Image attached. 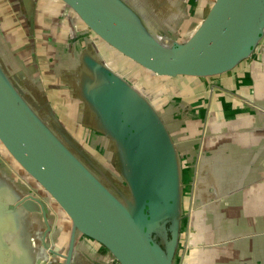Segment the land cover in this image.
Wrapping results in <instances>:
<instances>
[{"label":"water","instance_id":"1","mask_svg":"<svg viewBox=\"0 0 264 264\" xmlns=\"http://www.w3.org/2000/svg\"><path fill=\"white\" fill-rule=\"evenodd\" d=\"M13 1L0 6V264H216L200 235L216 229L199 217L207 116L184 104L186 82L264 56V0L205 15L202 0H49L71 41L38 39L46 66L21 53L19 29L32 38L49 1ZM186 117L197 135L174 136Z\"/></svg>","mask_w":264,"mask_h":264},{"label":"crops","instance_id":"2","mask_svg":"<svg viewBox=\"0 0 264 264\" xmlns=\"http://www.w3.org/2000/svg\"><path fill=\"white\" fill-rule=\"evenodd\" d=\"M5 5L11 10L18 7L13 0H0V6ZM62 11L61 4L49 1L47 13L44 10L40 11L42 15L35 13L32 38L19 29V49L26 59H38L41 55L43 61L39 63L46 66L45 58L50 57L49 52L53 48L39 44V40L44 38L47 44L51 39L49 41L61 45L71 41L68 26L59 23ZM5 22L6 28L11 31L16 26L14 20L7 19ZM81 39L82 36H79L77 40ZM259 53L230 73L186 82L190 93L184 104L192 105L193 110H198L200 114L205 111L207 116L200 164L205 167L208 179L214 182L208 181L206 191L202 190L199 217L200 226L203 218H214L216 229L214 232L210 229L212 223L209 220L204 226L208 230L201 228L200 235H205L208 245H216V264L227 263V258L220 255V248H230L237 255L232 264H264V113L243 104L245 98L264 110V56ZM166 86L172 88L173 85L169 83ZM211 88L214 93L209 92ZM165 98L163 101H166ZM157 106L164 111L168 107V112L176 110V113L182 107L164 103ZM183 119L179 127L184 128L183 133L174 127L173 135H197V130L189 125L192 119ZM169 125L172 127V124ZM191 145H187V139H182L184 152L194 158L195 153H190L194 149ZM62 223L63 230H68L67 224ZM211 258H201L200 262L212 264L209 261Z\"/></svg>","mask_w":264,"mask_h":264},{"label":"rangeland","instance_id":"3","mask_svg":"<svg viewBox=\"0 0 264 264\" xmlns=\"http://www.w3.org/2000/svg\"><path fill=\"white\" fill-rule=\"evenodd\" d=\"M206 1H208V4L206 3ZM212 1H214V0H205V1L202 0V1H200L198 7H199V9H202V14H203V15L206 14V12H207V10H208V8H209V6H210V3H211ZM209 2H210V3H209ZM188 173H190V176H191L193 172H188Z\"/></svg>","mask_w":264,"mask_h":264},{"label":"flooded vegetation","instance_id":"4","mask_svg":"<svg viewBox=\"0 0 264 264\" xmlns=\"http://www.w3.org/2000/svg\"><path fill=\"white\" fill-rule=\"evenodd\" d=\"M46 229V228H45ZM101 252V251H100Z\"/></svg>","mask_w":264,"mask_h":264}]
</instances>
